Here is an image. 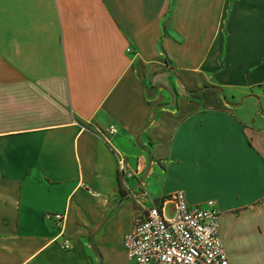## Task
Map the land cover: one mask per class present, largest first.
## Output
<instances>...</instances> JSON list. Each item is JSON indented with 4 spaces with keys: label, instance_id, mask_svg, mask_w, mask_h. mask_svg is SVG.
Listing matches in <instances>:
<instances>
[{
    "label": "crops",
    "instance_id": "1",
    "mask_svg": "<svg viewBox=\"0 0 264 264\" xmlns=\"http://www.w3.org/2000/svg\"><path fill=\"white\" fill-rule=\"evenodd\" d=\"M110 125L149 204L214 201L231 264H264V0H0V264H132Z\"/></svg>",
    "mask_w": 264,
    "mask_h": 264
},
{
    "label": "built area",
    "instance_id": "2",
    "mask_svg": "<svg viewBox=\"0 0 264 264\" xmlns=\"http://www.w3.org/2000/svg\"><path fill=\"white\" fill-rule=\"evenodd\" d=\"M130 52L131 49H128ZM116 125L97 130L98 136L116 156L117 172L124 194L132 198L138 209L131 229L124 237V248L132 264H231L220 234V212L214 201L191 206L182 191L164 198L159 203L149 204L150 193L140 184L131 182L141 173V165L134 167L126 154L114 144L118 135ZM175 205L176 215L165 216L166 205ZM58 229L57 239L65 236V213L49 215ZM62 247L71 248L65 240Z\"/></svg>",
    "mask_w": 264,
    "mask_h": 264
},
{
    "label": "rangeland",
    "instance_id": "3",
    "mask_svg": "<svg viewBox=\"0 0 264 264\" xmlns=\"http://www.w3.org/2000/svg\"><path fill=\"white\" fill-rule=\"evenodd\" d=\"M167 172H168V174H166V175L163 174L162 172H158V171L155 173V175L151 179V181H152L151 188H150L151 190H153L154 192L156 190H162L165 192L168 190H173L178 186V184H177V182L173 176V169H170ZM164 214L169 219H172L175 217L176 210H175L174 203L169 202L166 205ZM220 228H221L220 230H221V235H222V229L223 228H222V226ZM113 233L117 234V231L114 229Z\"/></svg>",
    "mask_w": 264,
    "mask_h": 264
}]
</instances>
